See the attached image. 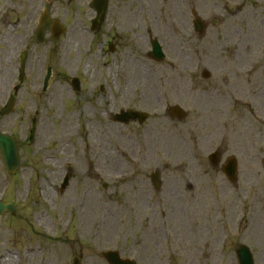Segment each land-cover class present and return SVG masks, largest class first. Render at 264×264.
Here are the masks:
<instances>
[{"label":"rangeland","instance_id":"rangeland-1","mask_svg":"<svg viewBox=\"0 0 264 264\" xmlns=\"http://www.w3.org/2000/svg\"><path fill=\"white\" fill-rule=\"evenodd\" d=\"M30 1H0V106L20 41L2 22L23 20ZM57 1L69 18L67 35L50 53L52 76L40 91L21 92L19 110L0 117V128L16 135L21 155L14 176L0 157V198L19 211L16 218L0 219V264H73L74 257L106 264L100 255L106 250L140 255V264H239L241 244L251 248L256 264H264V61L256 68L247 61L238 65L223 51L226 33L236 31L246 44L239 51L258 59L264 1L246 6L247 0H194L209 25L201 37L188 24L191 7L184 0L112 1L114 29L142 37L143 29L126 20L134 14L140 24L138 13L146 12L145 28L157 33L166 52L164 61L148 67L141 62L148 71L144 81L136 76L145 68L125 57L141 55L135 43L109 54L124 63L107 66L100 49L86 51L87 36L80 39L90 10L83 21L77 13L83 2ZM251 6L258 17L247 10ZM244 12L254 21H244ZM216 17L222 21L214 22ZM9 49L13 64L2 58ZM203 68L212 78L202 79ZM74 77L84 85L78 93L71 87ZM116 77L123 88L129 79L126 97L116 93ZM147 86L156 95L142 101ZM176 105L186 111L182 121L168 115ZM126 107L151 118L143 126L112 122ZM33 124L34 138L26 141ZM216 149L222 164L229 156L237 159L236 183L211 166L208 157ZM154 171H160V191L150 180ZM67 173L70 183L61 191Z\"/></svg>","mask_w":264,"mask_h":264},{"label":"flooded vegetation","instance_id":"flooded-vegetation-1","mask_svg":"<svg viewBox=\"0 0 264 264\" xmlns=\"http://www.w3.org/2000/svg\"><path fill=\"white\" fill-rule=\"evenodd\" d=\"M73 0H67L68 5L72 2ZM80 1V0H79ZM114 0H108V5L112 3ZM193 1L194 0H184V2L189 4L190 9V21L188 24L190 25L191 29H194V19L196 17V13L194 12V6H193ZM262 2L264 0H261ZM81 2L84 3V6H89L90 8V0H81ZM28 5H30L29 10L25 11V17L24 19H18V20H8L4 19L2 24L3 27L8 34V31L11 33H14V37L11 39L17 40L20 38V41L18 43V46L13 49V53L15 51L14 55V60L15 63L10 67L11 70V79L9 80L10 83L7 86L8 92L12 89V93H14V89L16 88V100L18 99V96L21 93V90L27 85V83H32V79L34 81V84H36V81L38 79L37 74H40V78L42 77V72L43 70H46L48 73V60H49V52L52 50V24L53 21L60 20L62 23H64V17L63 15H68L69 9H67L66 12H64V9H61L59 5L60 2L55 0H44L43 4L42 0H37L36 3L34 4L33 0L30 2H27ZM250 1L247 0L246 6H250ZM125 6V5H123ZM112 7V6H111ZM106 10H110V8ZM124 7H121V11ZM42 9H47L48 10V16H49V22L46 23L43 27L44 31V37L40 41L37 37V29H38V21L40 18V11ZM113 11L109 12L103 11L102 14L99 17V27L96 30H91L85 27H82L83 32H81L80 39H83L85 36H87V41H86V47L85 50L87 51H92V45L91 42H95V47L97 49H100V54L104 56L105 63L107 66H116L119 63H124V59H118L117 56L111 57L109 59V54L115 55V54H121L123 51H128L130 47H133L132 42L135 43V47L137 50L140 51L141 55L135 56V60H132V54H128L125 57H128L131 59L130 61L128 60L129 63H138L139 61L144 60V58L149 61L150 60V48H151V40L155 33L153 30L145 28L146 22H145V13L140 12L138 13L140 24H138L136 17L134 14L133 16L127 18V22L130 26H132L134 23L136 26H138V29H143V36L138 37L136 39V36L132 34L131 36L126 33V31L121 28H116L114 29V24L112 23L114 19L115 14V6L113 7ZM247 10H251L252 14L254 17H258L260 13L256 12L255 7L251 6L247 8ZM95 12V11H94ZM78 15L82 18L84 21V18L87 16V11H78ZM245 12L243 13V19L247 23H250V20L253 18L248 17L246 18ZM117 18H120L119 16ZM109 25H112V27H108ZM20 31H23L22 33H18ZM243 32V29H241ZM255 30H251V32H254ZM90 32V33H89ZM129 32V31H128ZM236 32V31H235ZM235 32H228L225 35L226 38V44L223 46V51L226 57L231 58V61L235 64L238 65H245L246 61L248 63L252 62L253 66L256 67L258 64H261V61L259 58H264V51L260 50V45L258 49L256 48L254 50V53L257 55L258 59H256L254 56L246 55L243 54L239 51V48L245 47L246 44H242L245 39L241 38L238 39L237 35H233ZM96 36L94 41L90 38L91 34ZM20 36V37H19ZM9 38L10 36H5ZM129 38V39H128ZM7 40V39H6ZM15 40V41H16ZM255 41V37L252 38V42ZM13 46V45H12ZM90 46L91 49H87V47ZM229 52H234L233 55H229L227 53ZM11 49H9L8 54H2V58L7 60L8 64H13V55H10ZM25 54L24 57V64L22 65V56ZM47 56V57H46ZM238 56V57H237ZM240 58L243 59V63L239 60ZM248 59V60H247ZM8 67V68H9ZM143 73H139V80H143ZM21 78V80H20ZM117 83L120 82V78L116 77ZM129 80L126 81L125 87L127 90H129ZM15 85V86H14ZM124 88H121L120 95L126 97V93H123ZM6 90V91H7ZM145 90L141 95L143 96L142 101L144 99L145 95ZM82 91V88L81 90ZM79 91V92H80ZM83 100V99H82ZM82 104V103H81ZM135 108V107H131Z\"/></svg>","mask_w":264,"mask_h":264},{"label":"water","instance_id":"water-1","mask_svg":"<svg viewBox=\"0 0 264 264\" xmlns=\"http://www.w3.org/2000/svg\"><path fill=\"white\" fill-rule=\"evenodd\" d=\"M129 118L128 115H125L124 119ZM0 151L2 156L5 160V163L10 171H14L18 166V151L14 140L11 137L3 136L0 133ZM216 163V161H214ZM217 164V163H216ZM225 172L232 178L236 179V167L231 160L229 161ZM9 210L8 205H4L0 203V213H4L5 211ZM238 254L240 257L241 264H254V260L252 254L247 248L241 246L238 249ZM128 264V262L124 263Z\"/></svg>","mask_w":264,"mask_h":264},{"label":"bare ground","instance_id":"bare-ground-1","mask_svg":"<svg viewBox=\"0 0 264 264\" xmlns=\"http://www.w3.org/2000/svg\"><path fill=\"white\" fill-rule=\"evenodd\" d=\"M138 71V73H140L141 71L140 70H137ZM143 73H144V71H142ZM145 73L148 75V71L145 69ZM136 78L137 79H139L138 78V76H136ZM147 91H148V93H146V91H145V97H144V99L145 100H150V99H152L156 94H152V91L153 90H150V87L149 86H147V89H146Z\"/></svg>","mask_w":264,"mask_h":264}]
</instances>
